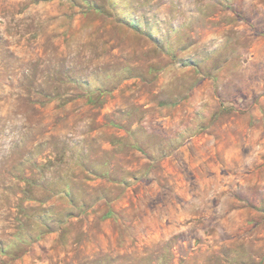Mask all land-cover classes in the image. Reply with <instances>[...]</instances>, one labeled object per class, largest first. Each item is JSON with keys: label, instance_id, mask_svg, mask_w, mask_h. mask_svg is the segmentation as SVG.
<instances>
[{"label": "rangeland", "instance_id": "rangeland-1", "mask_svg": "<svg viewBox=\"0 0 264 264\" xmlns=\"http://www.w3.org/2000/svg\"><path fill=\"white\" fill-rule=\"evenodd\" d=\"M0 264H264V0H0Z\"/></svg>", "mask_w": 264, "mask_h": 264}]
</instances>
